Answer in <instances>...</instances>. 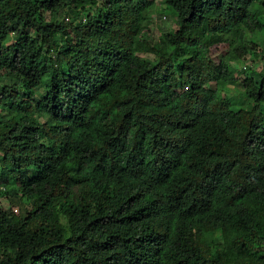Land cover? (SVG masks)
Listing matches in <instances>:
<instances>
[{"label":"trees","instance_id":"trees-1","mask_svg":"<svg viewBox=\"0 0 264 264\" xmlns=\"http://www.w3.org/2000/svg\"><path fill=\"white\" fill-rule=\"evenodd\" d=\"M161 2L0 0V264H264V0Z\"/></svg>","mask_w":264,"mask_h":264},{"label":"rangeland","instance_id":"rangeland-1","mask_svg":"<svg viewBox=\"0 0 264 264\" xmlns=\"http://www.w3.org/2000/svg\"><path fill=\"white\" fill-rule=\"evenodd\" d=\"M155 6L157 11H154L152 13L153 22H151L150 24L151 32L154 34V37L158 36L161 32L166 31L168 29L173 30V24L171 23V18H170L173 15L169 6L167 4L162 3L161 0H155ZM259 13L264 17L263 8L259 9ZM163 15H165V17H163ZM238 32H239L238 25H236L231 29L232 38L234 40L237 39ZM244 39H246V42L248 44L250 43V40L256 42L257 43V46H255V48L257 49L256 51L258 50L264 51V27L262 31L257 32L256 34H254V36L248 35L245 36ZM215 48L222 49L223 44H218L216 45ZM214 49L212 53L213 56L216 57V52L214 51ZM253 58H254L253 50L251 49L245 56H243L239 61H237L234 67V71L232 72V76L237 77L238 79L242 77L243 74L240 73L238 69L242 67L243 64H247V66L250 67H255L257 65L260 66L259 64L260 60L258 58H254V59ZM229 87L232 88L229 90V92L232 96L231 99L233 102V107H239L240 105H243L244 97L240 89V85L236 83H231ZM0 205L2 207H10L11 209H14L15 207L18 208L17 205L10 204L4 197L0 198ZM17 213H19V208H18V212H15V214Z\"/></svg>","mask_w":264,"mask_h":264},{"label":"built area","instance_id":"built-area-1","mask_svg":"<svg viewBox=\"0 0 264 264\" xmlns=\"http://www.w3.org/2000/svg\"><path fill=\"white\" fill-rule=\"evenodd\" d=\"M247 64H243L242 67L245 68Z\"/></svg>","mask_w":264,"mask_h":264}]
</instances>
